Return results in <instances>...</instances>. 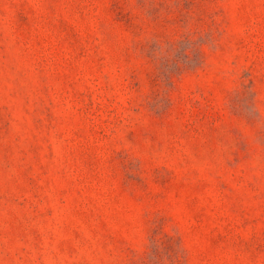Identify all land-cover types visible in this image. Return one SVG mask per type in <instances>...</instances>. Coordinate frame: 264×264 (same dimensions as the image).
<instances>
[{
    "label": "rangeland",
    "instance_id": "1",
    "mask_svg": "<svg viewBox=\"0 0 264 264\" xmlns=\"http://www.w3.org/2000/svg\"><path fill=\"white\" fill-rule=\"evenodd\" d=\"M0 264H264V0H0Z\"/></svg>",
    "mask_w": 264,
    "mask_h": 264
}]
</instances>
